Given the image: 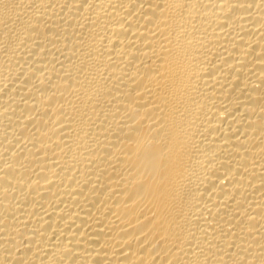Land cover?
Listing matches in <instances>:
<instances>
[{
	"label": "bare ground",
	"instance_id": "bare-ground-1",
	"mask_svg": "<svg viewBox=\"0 0 264 264\" xmlns=\"http://www.w3.org/2000/svg\"><path fill=\"white\" fill-rule=\"evenodd\" d=\"M0 264H264V0H0Z\"/></svg>",
	"mask_w": 264,
	"mask_h": 264
}]
</instances>
